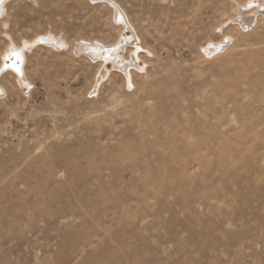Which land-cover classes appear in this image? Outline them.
<instances>
[{
  "label": "rangeland",
  "instance_id": "374dc122",
  "mask_svg": "<svg viewBox=\"0 0 264 264\" xmlns=\"http://www.w3.org/2000/svg\"><path fill=\"white\" fill-rule=\"evenodd\" d=\"M114 1L127 29L107 0L0 17V64L11 42H67L28 53L23 85L0 77V264H264V14ZM135 35L130 75L79 50L128 41V61Z\"/></svg>",
  "mask_w": 264,
  "mask_h": 264
},
{
  "label": "bare ground",
  "instance_id": "6f19581e",
  "mask_svg": "<svg viewBox=\"0 0 264 264\" xmlns=\"http://www.w3.org/2000/svg\"><path fill=\"white\" fill-rule=\"evenodd\" d=\"M10 1H13V0H0V17L6 11L7 4ZM107 1H109V3L112 4V6L114 7L113 9L115 10L116 18H118L122 22V24L126 27V29L129 26H131L130 19L128 15L126 14V12L124 11V9L114 0H107ZM260 13L264 14V4L262 5L259 4L258 0H248L243 5L240 6L239 13H237L238 16L231 19L230 23L228 24H239V26H246L248 23H250V20H249L250 17H253L254 19L255 17H258ZM248 14H253V15L248 17ZM228 24H226V26ZM133 37L134 38L131 41V45H133L134 48H136V50L132 54L131 60H128V61H126L123 58V56L119 54L121 50H124L125 47H127L126 45L128 41H119L117 44H114V45H106L100 42L99 43L85 42L79 47V50L82 51V53L89 55L94 60L95 58H99V57L103 58L104 60H112L114 62L115 67H118L124 70L126 74L130 75L131 73L130 69L132 67H137V68L140 67L138 64V61H140L138 51L141 50L140 49L141 47L137 43L139 38L137 35ZM228 39L229 38H226L225 40H221L217 42L210 41L209 45L214 46V49L211 50L212 53L215 50H222V51L225 50L228 46L227 45V41H229ZM11 43H12V46L7 48L2 55V62L0 64V77L7 70L8 71L13 70L18 74L19 82L21 85H23L25 82H28L26 79V72H25V65L27 62L28 53L32 52L34 49H36L39 46L48 45V46H52L53 48L55 46L58 49H63V48L65 49L67 46V42L65 40H60L59 38L51 36V35H41L32 40L25 39L20 45L16 44L15 42H11ZM13 64H16V66L20 69V71L14 70L12 68ZM109 71L110 70L107 67L103 68V71L101 73V75L103 76L100 77L99 82L102 78H104V76ZM102 80L104 81V79ZM1 89L2 87L0 85V90Z\"/></svg>",
  "mask_w": 264,
  "mask_h": 264
},
{
  "label": "snow or ice",
  "instance_id": "6c2138e0",
  "mask_svg": "<svg viewBox=\"0 0 264 264\" xmlns=\"http://www.w3.org/2000/svg\"><path fill=\"white\" fill-rule=\"evenodd\" d=\"M7 67V66H6ZM12 68L14 69V70H16V71H20V69L16 66V64H13L12 65Z\"/></svg>",
  "mask_w": 264,
  "mask_h": 264
}]
</instances>
